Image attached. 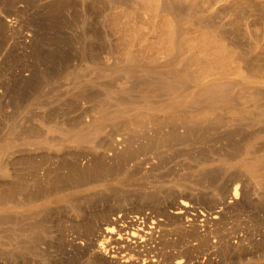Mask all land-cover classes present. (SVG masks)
<instances>
[{
	"label": "bare ground",
	"instance_id": "bare-ground-1",
	"mask_svg": "<svg viewBox=\"0 0 264 264\" xmlns=\"http://www.w3.org/2000/svg\"><path fill=\"white\" fill-rule=\"evenodd\" d=\"M0 264H264V0H0Z\"/></svg>",
	"mask_w": 264,
	"mask_h": 264
},
{
	"label": "rangeland",
	"instance_id": "rangeland-1",
	"mask_svg": "<svg viewBox=\"0 0 264 264\" xmlns=\"http://www.w3.org/2000/svg\"><path fill=\"white\" fill-rule=\"evenodd\" d=\"M173 238H177V236H174ZM194 243H196V242H194ZM175 252L174 253H176V254H179V252L178 251H180L179 249H177V250H174Z\"/></svg>",
	"mask_w": 264,
	"mask_h": 264
}]
</instances>
